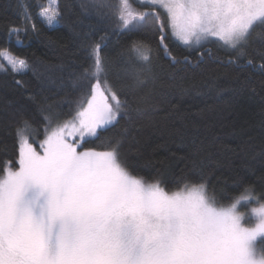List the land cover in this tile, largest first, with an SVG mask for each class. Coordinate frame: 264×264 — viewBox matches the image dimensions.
<instances>
[{
    "label": "snow or ice",
    "instance_id": "obj_1",
    "mask_svg": "<svg viewBox=\"0 0 264 264\" xmlns=\"http://www.w3.org/2000/svg\"><path fill=\"white\" fill-rule=\"evenodd\" d=\"M82 7L115 17L120 30L155 27L173 62L177 58L163 43L166 27L189 47L218 42L247 57L252 43L251 54L264 70V0H88ZM21 8L26 26L10 29L17 41L29 29L37 31L23 0ZM38 9L48 26L62 16L59 0ZM100 48L90 45L91 64L76 84L88 91L70 119L45 115L42 141H29V121L16 128L17 166L8 161L0 169V264H264V197L252 186L239 184V196L225 194L231 201L225 206L209 190L202 166L192 169L201 182L182 175L174 190H166L160 178L133 174L137 163L121 152L122 141L109 140L101 145L105 151L84 146L131 110L112 90ZM151 52L139 41L121 54L136 87L152 78ZM0 61V71L29 69L8 49H0ZM238 206L248 207L247 213Z\"/></svg>",
    "mask_w": 264,
    "mask_h": 264
},
{
    "label": "trees",
    "instance_id": "obj_2",
    "mask_svg": "<svg viewBox=\"0 0 264 264\" xmlns=\"http://www.w3.org/2000/svg\"><path fill=\"white\" fill-rule=\"evenodd\" d=\"M23 3L37 31L29 29L17 41L10 29L26 26L21 0H0V49L29 65L20 73L0 71V169L8 161L17 166L16 128L22 121L31 123L34 141L44 138L45 115L62 120L75 114L88 91L76 86L79 73L91 64L90 45L99 43L108 82L131 110L100 131L99 139L89 138L86 148L104 150L109 140L122 141L121 152L137 163L133 174L160 178L166 190H174L182 175L201 182L192 171L195 164L224 205L231 203L225 194L243 193L239 184L264 197V70L251 54L252 43L247 57L218 42L189 47L166 27L163 43L177 58L173 62L155 27L120 30L115 17L82 7L88 0H59L62 16L54 26L38 16V5L47 0ZM139 41L152 49V78L142 87L134 86V73L121 56ZM244 81L248 85L242 87ZM49 105L50 111H42Z\"/></svg>",
    "mask_w": 264,
    "mask_h": 264
},
{
    "label": "rangeland",
    "instance_id": "obj_3",
    "mask_svg": "<svg viewBox=\"0 0 264 264\" xmlns=\"http://www.w3.org/2000/svg\"><path fill=\"white\" fill-rule=\"evenodd\" d=\"M135 6L141 11L142 9H141V5H139V4H135ZM181 41V40H180ZM181 42H183V41H181ZM193 46H197V45H193ZM22 59V58H21ZM0 62H3V61H0ZM6 63V62H5ZM102 85H103V82H102ZM112 90L113 91H115L114 89H113V87H112ZM118 95V94H117ZM86 106V105H85ZM71 118V117H70ZM70 118H65V119H62V120H66V119H70ZM62 120H60V121H62ZM45 138V137H44ZM44 138H42V139H39V140H43ZM29 141L30 142H33L31 139H30V137H29ZM35 146V145H34ZM37 150L39 151L40 149L37 147ZM97 151H105V150H107V149H104V150H99V149H96ZM13 168H15V167H13ZM228 204H226L225 206H227ZM255 205H251V206H249V207H254ZM238 210L240 211V212H242V213H247V211H248V207H245V206H238ZM246 226H251V224H250V222L248 223V224H246Z\"/></svg>",
    "mask_w": 264,
    "mask_h": 264
}]
</instances>
